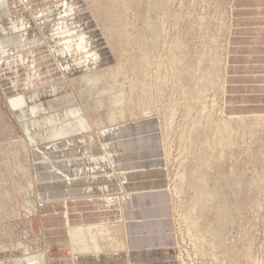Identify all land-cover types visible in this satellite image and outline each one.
Segmentation results:
<instances>
[{
	"label": "rangeland",
	"instance_id": "rangeland-1",
	"mask_svg": "<svg viewBox=\"0 0 264 264\" xmlns=\"http://www.w3.org/2000/svg\"><path fill=\"white\" fill-rule=\"evenodd\" d=\"M232 1L10 0L8 10L0 15V262L12 264L15 259L25 255L21 248L27 246L30 253L38 252L40 228L37 224L36 209L42 206L52 207L44 205L43 199L39 200L38 196L45 198L39 194L38 189L44 186L39 183L38 170L42 167L34 166L36 163L34 159L40 158L39 155L34 158L36 153L33 150L43 147L44 144L33 145L23 150L20 142L25 141L28 145L27 135L9 100L21 95L27 97L34 91L59 86L62 82L69 85L68 94H74L79 99L81 94L94 89L93 86L81 84V76L98 71L104 74V80H100V85L107 87L112 82L120 85L114 92L109 91L110 96L112 93L114 96L127 94L121 103V107L125 109L123 110L125 116L134 115L138 118L149 113L158 116L165 123L168 121L173 124H170V127L166 124L169 132L165 146L168 164L166 163L165 167L164 163L157 164L155 161L160 160V156L149 154L148 157L153 160L151 168L164 167L167 175L166 189L174 238L169 248L170 251L175 250L176 254L174 259L171 253L170 260L174 259V264H264V115H257L261 116L259 119L257 116H249V119L239 120L240 122L226 121L229 122L230 128L232 125L233 144L221 150L209 146L214 142L209 125H220L225 123L221 121L222 117L226 118L224 120L230 117L223 112L221 84ZM65 6H72L71 14L62 12ZM62 28L66 29L63 31ZM83 34L89 43L86 50L80 52L75 45L79 36ZM19 37L30 43L37 38L43 43L41 46H30L29 49L13 44V51L4 44L8 40L16 41ZM68 41L71 50L63 56L58 54L57 51H60L63 44ZM47 52L51 55V60L45 57L48 55ZM92 53H97L99 59L87 69H80L85 57ZM18 56L22 59L36 57L35 65L31 67V63H27V66L15 64L12 58ZM50 68L69 71L64 75L59 72L60 77L58 75L46 77L51 72ZM35 71L40 73L34 76L45 77V80L41 83H32L28 76ZM205 76L212 78L216 83L214 87L208 84ZM152 92L156 96L154 93L152 95ZM186 94H192L197 98L187 100ZM61 96L64 98L66 95ZM103 98L105 101L106 96ZM153 100L154 102H151ZM66 110H70V105L61 103L54 109L53 114ZM105 114L106 111L101 112L103 118ZM45 116L47 114L28 116L27 120L38 121ZM93 120L94 118L91 119ZM206 120L209 121V125ZM199 121L200 129H197L196 134L190 133L193 124ZM204 132H207L205 136ZM193 142L195 144H191ZM154 147L159 149V139L153 138L149 142L148 152L153 151ZM204 159L205 162H210L205 163ZM135 161L133 157L130 163ZM56 164L60 171L66 169L62 162ZM177 171L184 175L185 181L182 185ZM92 177L98 176H63L66 179L71 178V181H78L80 178L86 181ZM31 180L37 187L34 185L32 190H27ZM200 185L205 190L196 196ZM23 188L27 189L23 191ZM32 209L33 213L30 212ZM187 230L191 235L190 233L187 235ZM212 230L219 232L218 237L211 236ZM51 248V259L67 254L65 248H59L60 250L57 246Z\"/></svg>",
	"mask_w": 264,
	"mask_h": 264
},
{
	"label": "bare ground",
	"instance_id": "bare-ground-1",
	"mask_svg": "<svg viewBox=\"0 0 264 264\" xmlns=\"http://www.w3.org/2000/svg\"><path fill=\"white\" fill-rule=\"evenodd\" d=\"M8 3H10V0H0V15H1V13L5 12L6 10H8V7H9L8 6ZM72 11H73L72 6H69V7H66L65 6L62 12L63 13H65V12L68 13L69 12L71 14ZM161 22H162V19H161ZM150 23L153 24L152 22H150ZM159 24H160V22H159ZM64 29H66V28H64ZM64 29H63V31H64ZM226 34H227V32H226ZM159 37H161V36H159ZM41 41H40V39H37L36 38V39L32 40L31 43H30V42L26 41L25 38L22 39L21 37H19L18 40H16V41L8 40L4 44L7 47H11L12 48V51H13L14 50V47H12L13 44H17L18 46L21 45V47L24 46L25 49L26 48L29 49V47L30 46H33V45H38V46L40 45L41 46L42 43H43V41L42 42ZM69 41H71V39ZM69 41L63 44V46L61 47V50L60 51H57L58 54H60V55L63 56V55H65V53L67 51L69 52L71 50V46H70V42ZM178 41H180V40H178ZM76 42H78V43L75 46L77 47L78 51H80V52L86 50L87 44L89 43L87 41V39L85 38V35L84 34L83 35H80L79 36V40L76 41ZM157 42H159V41H157ZM140 43H142V42H140ZM142 44L146 45L147 43L146 44L145 43H142ZM154 46L156 47V45H154ZM148 47H149V45H148ZM169 47H171V46H169ZM225 49H227V47ZM21 50H23V49H21ZM30 50H32V49H30ZM160 50H161V48H160ZM9 51L10 50H8V55H10L9 54ZM142 51H144V50H142ZM61 52H63V53H61ZM47 53H48V55H45V57L47 56L48 57V60H51L50 59L51 58V55L49 54V52H47ZM50 53H52V52H50ZM85 53H87V52H85ZM147 54H148V52H147ZM181 54L183 55V53H181ZM172 55H174V54H172ZM18 57H16V58L13 57L12 58L13 61H15L14 62L15 64L21 63V64L26 65L27 63H31V67L35 65L36 57H34V56H30V58L28 56L29 59H24V58L22 59L21 57H19V58ZM39 57H41V55ZM42 57H43V54H42ZM152 58H153V56H152ZM98 59H99V57H98V54L97 53H92L91 55H87L85 57V60L83 61V66H81L80 69H83V68L87 69V67L90 64L95 63ZM170 59H171V56H170ZM153 60H155V59H153ZM163 61H165V60H163ZM117 67H119V66H117ZM120 67H122V66H120ZM161 68H162V66H161ZM85 69H83V70H85ZM49 70H51L52 73L51 72H50L51 74L48 73V75L46 77H50V76H54L55 77L57 75L60 77V73H61V75H64L65 72L67 73V71H69V69H65L64 70L65 72H63V71H61L59 69H56V68L55 69H51L50 68ZM38 73H40V71H35L33 74L30 73L29 76H28V79L30 78V81H32V83H38V82L41 83L42 81L45 80V77L44 78H42V77L39 78V76H34V75H39ZM222 78H224V77H222ZM52 79H54V78H52ZM105 79H107V78L105 77ZM205 79H206V81L208 82V84L211 87H214L215 86L216 83L212 80V78L210 76H207V77L205 76ZM100 80H104V74L98 73V71L97 72H94V73H85L84 75H82L81 78H80L81 84H86V85H89V86H93L94 89L92 91L89 90L85 94H81V96H79V99L76 98V96H74V94H68L70 87H69V85H68L67 82H62L59 86L45 88V89H40V90H37L36 89L37 91L32 92L27 97L21 95V96H16L13 99H10L9 100V104L11 105V108L14 111H16V113L18 115V119L22 121V128L25 131V134L27 135V140H28L27 143H28V145H26L25 141H21L20 142L21 145H22L23 150H27V149H29L30 146L33 147V145L44 144L43 147H41V148L38 147L35 150H33V152L36 153V156L34 155V158L35 157L37 158L38 155L40 156V157L38 156V158H40V159H38V160L34 159V161H36V163L34 165L35 167H37V168L42 167V168H46L47 170L49 169L51 172L53 171V174H56V175L58 173L63 174V172L60 171L61 169L57 168V166H56L57 165L56 163L62 162L63 163L62 165L65 168H71V169L73 168V169H75L74 170V173H72V175H74V176H83L84 175V176H87L88 177V176H91V175L92 176H98L101 173L102 174H105L106 172L102 169L103 168L102 166H105L106 165V169L108 170L112 166V164H113V166L115 168L117 166L116 170H118V169L120 170V173L122 174V178L123 177L126 178V175L129 172L126 171V168L124 167V164H123L124 162L123 161L132 160L133 157H136L135 158L136 159L135 164L129 163V165H131L134 170H138V169H141L142 168L141 167L142 165H144V162L143 163L142 162H139L138 163V160H142L143 158L149 157V154H154L155 156H160L161 159L160 160H157L155 162L157 164L164 163V167L166 166V163L168 161L167 160L168 157H167V152H166L165 146H166V140L168 139V136H169V132H168L167 129H168V127H170V124H172V123L171 122L169 123L168 121H166L167 123H165V121L163 122L162 119H160L158 116H153L152 114H149V113H146V115H144L142 117H138V118L134 117V115H129L128 117L125 116L124 115V112L125 111H123L125 109H123L121 107V103H122V100H123L124 95H127V94H123V95L121 94V95H118V96H114L113 93L112 94L110 93L112 95V96H110L109 95V91L112 90L114 92V90L116 88H118L120 85H118L115 82H112L110 85L107 83L108 86L106 87V86L100 85V83H99ZM11 81H12V79H11ZM184 81L182 83H184ZM108 82H110V81H108ZM104 83H105V81H104ZM221 86H222L221 87V94H223V79H222ZM154 89L155 88H153V90ZM163 89H165V88H163ZM163 89L161 90V92H163ZM175 90H177V89H175ZM153 93L154 92H152V95H153ZM165 93H167V92H165ZM61 95H66L64 97L65 99L64 98H61L62 97ZM103 96H106V100L105 101H104ZM155 96H156V94H155ZM159 96H157V97H159ZM138 97H139V95H138ZM141 97H143V96H141ZM181 97H182V95H181ZM127 98H129V97H127ZM195 98H197V97H193L192 94H188V95L186 94V97H185V99H187V100H193ZM179 101H181V100H179ZM151 102H154V100L151 101ZM61 103L62 104H67L68 106L70 105V110H66V111H63V112H60V113H57V114H53L54 113V109L58 108L61 105ZM223 104H224V102H223ZM128 105H129V103H128ZM147 105H148V103H147ZM142 108H144V107H142ZM127 109H129V108H127ZM145 109L147 110V107H145ZM204 110H201V112H203ZM221 110H222V108H221ZM48 111H51V112L49 113ZM102 111H106L105 118H103L101 116V112ZM175 111H177V110H175ZM207 112H208V110H207ZM37 114H40V115L41 114H44V115L47 114V116L41 118L38 121H32V120L31 121H28L27 120L28 119V116H33L34 117ZM166 115H167V113L165 114V116ZM188 115H187V117H189ZM191 117H192V115H191ZM260 117L261 116H257L258 119ZM92 118H94L93 121H91ZM202 119H204V118H202ZM224 119H226V118H224ZM224 119L222 117L221 118V121H223L225 123H222L220 125L214 124L213 126L209 125L210 124L209 121L206 120V122H208L207 125H209L210 128L212 129L211 130V132H212V140L214 141L213 143H210L209 146L210 145L211 146H214L213 148H218L220 150L221 149H226L228 146H230L231 144H233V143H231V141H232V137H233L232 134L234 132L233 133L231 132L232 125H231V128H230L229 122L230 121H234L235 122V121H239V120H245V119H249V117H241V118L240 117H236V118L229 117V118H227V120H224ZM226 121H229V122H226ZM175 122H177V121H175ZM212 123H213V121H212ZM215 123H216V120H215ZM166 124H167L168 127L166 126ZM200 124H201V121H199L198 123H194L193 126L190 129V133L192 132V134H194L197 131V129L199 128V125ZM202 126H205V125H202ZM206 128L207 127H205V129ZM202 129H204V128H202ZM77 134L79 136H77ZM205 134H207V132H204V136H205ZM153 138L156 139V140H158V139L160 140V147H159V149L154 147L155 149L153 148V151L148 152V150H149L148 149L149 142ZM191 139H192V137H191ZM190 142H192V141H190ZM191 144H195V143L193 142ZM206 151L207 150L205 149V152ZM65 154H68L69 156L63 157V156H65ZM201 155H202V158H203V154H201ZM29 156H30V154H29ZM51 158H56L54 160H58V161L55 162V163L54 162H51ZM67 158L68 159L73 158V159L68 160ZM107 158L110 159V161L112 163L111 166L109 164H106L107 163L106 162V159ZM209 158H210V160L212 159L211 157H209ZM209 158H208V160H209ZM203 161L205 162V159ZM209 162L210 161H207L205 163H209ZM205 163H202L201 162V164H205ZM47 166H49V168H47ZM86 166H93V167L92 168L90 167L91 169L89 168L90 171H88L87 168L86 169L81 168V167H86ZM120 166H122V167H120ZM183 168H185V167H183ZM178 172L179 171H177V173ZM25 173H26V171L24 169L23 174H25ZM180 173L181 172H179V174ZM65 176H70V175L68 174V175H65ZM191 176H192V174H191ZM178 177L180 179V185H182L183 182L185 181L184 175L180 174V175H178ZM175 178L177 179V177H175ZM96 179L97 178L92 177L90 180H86L85 181V179L80 178V179H78V181H71L70 180V182L68 184H74V185H79L81 183L82 184H91V183H94V181H96ZM82 180H84V181L83 182H79V181H82ZM34 185H35V183L33 182V180H31L28 183V185H27V188L28 189L27 188L26 189L27 190H29V189L32 190L34 188ZM201 186L202 185H200L199 190L195 194L196 196L201 195V191L204 192L205 188H203ZM176 188H177V186H176ZM184 188H183V190H184ZM26 189L23 188L22 190L25 191ZM179 190H181V188ZM179 194H180V192H179ZM38 197H39V200L40 201L42 199L44 201H46L42 196H38ZM132 198H133V195H130V194L128 196L127 195H123L122 198H121V201H124V202H128L129 201V203H126V206L128 204L132 206L133 205ZM113 201L114 200H107L106 201L107 206H109L108 203L111 205L113 203ZM187 203H188V201H187ZM122 204L124 205V203H122ZM42 207H45V206H42ZM124 207H125V205H124ZM33 210L34 209H32L30 212L33 213L34 212ZM36 210L38 211V209H36ZM199 216L200 215H199V212H198V217ZM183 217H182V219H183ZM193 219H195V218H193ZM104 220H107V217ZM90 223H92V222H90ZM119 223H121V221ZM67 224L69 226V223H67ZM85 224H87V223H85ZM132 226H134V225L131 224L130 226H127L128 227V231H130V229H132ZM122 227H123V225H122ZM122 227H120V226H113L111 224L110 225H105L103 223L90 224V225H84L83 224L82 226L68 227V229H67V239H68V242H69L68 245H69V248H70V255H71L72 259L81 258V257L82 258L83 257H93V258L97 259V261L92 262V263H85V264H100V262H101V260L103 258H107L106 259L107 261H111L113 259L116 260V259L120 258L121 256H128L129 255L130 258L132 257V259H134L135 257H138L139 256L138 253H130V250L128 249L127 243L125 241L126 238H127V235H126L127 227H126V230H123ZM122 230L124 231V233L122 232ZM200 231H201V229H200ZM185 233H187V232L185 231ZM189 233L190 232L188 231L187 235ZM218 234H219L218 231H215V230H212L211 231V236L213 238L218 237ZM190 235H191V233H190ZM202 235H204V234H202ZM209 240H211V239L209 238ZM204 242H206V241L204 240ZM210 244H211V242H210ZM19 245L21 246V244H19ZM128 246L130 247L129 242H128ZM197 246H198V244H197ZM213 247L215 248L216 246L213 245ZM217 247L219 248V246H217ZM21 249H23L25 255H22L23 257L20 258V259H17V260L15 259V261L12 264H47V256L48 255L46 256L45 253L44 254H42V253L40 254L39 252H37V253H30L29 252L30 251L29 250L30 248H28V246L27 247H24V248H21ZM208 251H210V250H208ZM170 253H173L172 256L175 259L176 258L175 250L170 251ZM131 263L132 264H135L136 262L132 260V262H130V264ZM0 264H8V263H6L5 261H2V262H0Z\"/></svg>",
	"mask_w": 264,
	"mask_h": 264
},
{
	"label": "crops",
	"instance_id": "crops-1",
	"mask_svg": "<svg viewBox=\"0 0 264 264\" xmlns=\"http://www.w3.org/2000/svg\"><path fill=\"white\" fill-rule=\"evenodd\" d=\"M229 27L223 71V112L230 117L264 115V0H233ZM54 159L51 162L58 161ZM106 162L111 166L109 158ZM139 162L144 165L138 170L129 165L130 160L123 163L129 172L126 178H122L113 164L108 170L105 165L102 169L107 174H99L94 183L79 185L68 184L71 178H63L64 174L72 175L73 168L63 169V174L57 175L46 168L38 170L39 183L44 184L43 188H38L39 194L45 197L44 205L52 206L40 207L37 211L38 252L48 255L47 264L97 261L93 257L72 259L66 238L67 223L68 227L99 223L123 225V230L134 225L130 231L127 227L125 241L130 253L139 256L134 259L129 255L121 256L111 261L103 259L100 264H130L132 260L135 264H174V259L170 260L169 247L174 238L166 171L164 167L151 168L153 160L148 157ZM90 167L93 166L81 168L90 171ZM126 193L133 195L132 206H126L129 201L124 202L125 207L122 204L121 197ZM107 200L114 201L107 206ZM52 246L65 248L67 254L51 259Z\"/></svg>",
	"mask_w": 264,
	"mask_h": 264
}]
</instances>
